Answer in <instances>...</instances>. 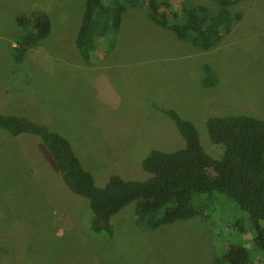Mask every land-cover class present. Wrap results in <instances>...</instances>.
Returning <instances> with one entry per match:
<instances>
[{
	"label": "rangeland",
	"instance_id": "rangeland-1",
	"mask_svg": "<svg viewBox=\"0 0 264 264\" xmlns=\"http://www.w3.org/2000/svg\"><path fill=\"white\" fill-rule=\"evenodd\" d=\"M83 8L84 0H0V115H22L63 137L94 186L111 175L143 181L150 150L183 147L157 109L191 122L205 147L208 118L264 121V0L240 1L239 19L208 51L151 24L143 7L128 9L113 47L101 41L89 63L74 49ZM32 12L48 17V34L15 62L13 19ZM203 65L215 75L212 87L201 84ZM216 197L207 221L143 227L130 203L109 218V233H93L87 201L64 187L40 140L0 130V264H226L227 245L251 249L255 231Z\"/></svg>",
	"mask_w": 264,
	"mask_h": 264
},
{
	"label": "trees",
	"instance_id": "trees-1",
	"mask_svg": "<svg viewBox=\"0 0 264 264\" xmlns=\"http://www.w3.org/2000/svg\"><path fill=\"white\" fill-rule=\"evenodd\" d=\"M84 0L74 49L84 63L101 41L113 47L121 16L128 9L143 7L147 20L168 30L175 38L198 51L215 47L240 17L234 7L242 0ZM19 34L12 56L20 62L28 48L45 38L48 17L39 12L13 19ZM203 87H212L215 75L202 66ZM166 115L183 141L172 151L150 150L141 161L147 175L143 181L123 180L111 175L102 187L93 184L69 143L57 133L22 115H0V130L11 136L28 134L38 138L64 187L84 198L91 212L93 233L110 232L109 218L133 203L135 220L143 227H158L176 220H208L223 197L246 214L255 234L251 249L227 245L222 254L226 264H264V121L250 116L212 117L204 122L207 147L200 145L191 122L173 110L157 109ZM206 151V152H205Z\"/></svg>",
	"mask_w": 264,
	"mask_h": 264
}]
</instances>
